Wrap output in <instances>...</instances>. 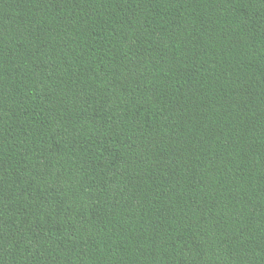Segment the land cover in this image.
Returning a JSON list of instances; mask_svg holds the SVG:
<instances>
[{"label":"trees","instance_id":"16d2710c","mask_svg":"<svg viewBox=\"0 0 264 264\" xmlns=\"http://www.w3.org/2000/svg\"><path fill=\"white\" fill-rule=\"evenodd\" d=\"M0 264H264V0H0Z\"/></svg>","mask_w":264,"mask_h":264}]
</instances>
